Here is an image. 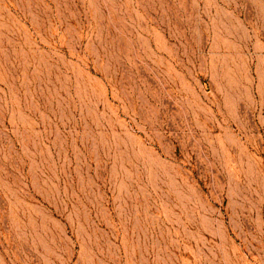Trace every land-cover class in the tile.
Listing matches in <instances>:
<instances>
[{
  "label": "rangeland",
  "instance_id": "obj_1",
  "mask_svg": "<svg viewBox=\"0 0 264 264\" xmlns=\"http://www.w3.org/2000/svg\"><path fill=\"white\" fill-rule=\"evenodd\" d=\"M0 264H264V0H0Z\"/></svg>",
  "mask_w": 264,
  "mask_h": 264
}]
</instances>
